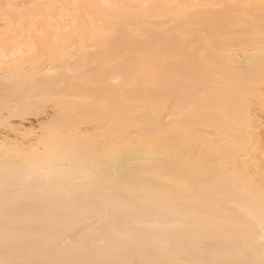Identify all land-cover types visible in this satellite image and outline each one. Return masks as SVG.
Instances as JSON below:
<instances>
[{
    "label": "bare ground",
    "instance_id": "1",
    "mask_svg": "<svg viewBox=\"0 0 264 264\" xmlns=\"http://www.w3.org/2000/svg\"><path fill=\"white\" fill-rule=\"evenodd\" d=\"M7 3L68 7L39 10L40 55L0 40V261L258 262L260 0ZM68 11L98 20L86 52L62 30ZM249 145L234 176L214 175L220 155ZM176 174L190 190L167 182Z\"/></svg>",
    "mask_w": 264,
    "mask_h": 264
},
{
    "label": "snow or ice",
    "instance_id": "2",
    "mask_svg": "<svg viewBox=\"0 0 264 264\" xmlns=\"http://www.w3.org/2000/svg\"><path fill=\"white\" fill-rule=\"evenodd\" d=\"M66 8L65 5H19L13 3L0 4V18L3 20L4 28L0 30V40L4 43H12L16 41H26L28 46L27 55L32 56L34 53L40 55L43 51L48 49L47 36L43 29L42 22L46 19L41 15L40 9L44 8ZM79 9L81 6H72ZM95 7V6H92ZM105 8L111 9L114 12L123 11L126 5L121 4H108L104 5ZM145 7H150L145 5ZM178 8H185L187 6L178 5ZM239 7L252 8L254 5H240ZM261 14L264 15V0H260ZM62 19L64 20L63 31L71 33L79 38L81 50L87 51L85 43L90 35L95 33L97 28V18L89 15L82 18L79 12L72 13L68 11L64 13ZM186 14H179L177 21H187ZM176 22V21H174ZM101 26L103 22L100 21ZM39 45V48H38ZM75 59V57H73ZM0 66H3L0 64ZM9 68L11 65L8 66ZM7 70V69H6ZM71 72V69H68ZM119 84V80L113 81ZM177 131V129H173ZM244 156L246 159L250 156V145L245 147L239 152L230 153L226 152L220 155L217 159V166L213 168L214 175L222 176L223 178H230L236 174L235 170L238 167V158ZM264 164V161H262ZM168 183L176 184L185 190H190L192 187V178L183 174H176L166 178ZM258 243L260 247V260L258 262L252 261L250 264H264V184L261 185V199H260V217L258 220ZM0 264H39V262L25 261H0ZM159 264H167V262H159ZM194 264H237L236 261L229 259H218L214 261H197Z\"/></svg>",
    "mask_w": 264,
    "mask_h": 264
},
{
    "label": "rangeland",
    "instance_id": "3",
    "mask_svg": "<svg viewBox=\"0 0 264 264\" xmlns=\"http://www.w3.org/2000/svg\"><path fill=\"white\" fill-rule=\"evenodd\" d=\"M48 112L51 113L50 109L48 110ZM26 123H30L31 125L33 124L34 126H36L39 123V121L36 118L31 117L26 120Z\"/></svg>",
    "mask_w": 264,
    "mask_h": 264
}]
</instances>
